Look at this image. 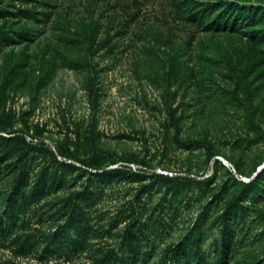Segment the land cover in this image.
<instances>
[{
    "label": "rangeland",
    "instance_id": "rangeland-1",
    "mask_svg": "<svg viewBox=\"0 0 264 264\" xmlns=\"http://www.w3.org/2000/svg\"><path fill=\"white\" fill-rule=\"evenodd\" d=\"M0 117V264H264V0H0Z\"/></svg>",
    "mask_w": 264,
    "mask_h": 264
},
{
    "label": "trees",
    "instance_id": "trees-1",
    "mask_svg": "<svg viewBox=\"0 0 264 264\" xmlns=\"http://www.w3.org/2000/svg\"><path fill=\"white\" fill-rule=\"evenodd\" d=\"M197 9L194 5L190 6L187 4L189 15L192 16V19L197 20L200 25H203L206 29H226L231 27L234 24L232 22V13H229V10L217 2L214 1H200L196 3ZM182 7H184L182 5ZM196 9V10H195ZM31 11V10H29ZM33 17L34 12L31 11V14H28ZM37 18V16H35ZM5 122L4 119L0 117V132H7L6 125H3ZM3 123V124H1ZM13 132H9V136H3L5 140H9L14 145L22 138L19 134L12 135ZM1 135V134H0ZM1 137V136H0ZM64 153H69V150H64ZM67 159V158H66ZM72 160V159H70ZM17 186L12 188L9 194L4 198V208L0 212V236H7L18 229L21 224H19V215H18V204L19 197L16 196ZM22 200H20V204ZM61 226L58 227L54 232L50 233L49 236L52 239L59 238L62 236L63 230ZM200 253V251H198ZM184 251L182 250L181 244H177L172 248L173 257H181ZM199 255V254H197ZM222 255L225 257V253ZM219 264H225L224 261H220Z\"/></svg>",
    "mask_w": 264,
    "mask_h": 264
},
{
    "label": "built area",
    "instance_id": "built-area-1",
    "mask_svg": "<svg viewBox=\"0 0 264 264\" xmlns=\"http://www.w3.org/2000/svg\"><path fill=\"white\" fill-rule=\"evenodd\" d=\"M31 139H33V140H37L36 138L34 139V138H32V137H30Z\"/></svg>",
    "mask_w": 264,
    "mask_h": 264
}]
</instances>
